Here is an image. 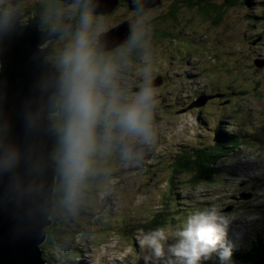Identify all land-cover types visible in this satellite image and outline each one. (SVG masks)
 I'll list each match as a JSON object with an SVG mask.
<instances>
[{"label":"rangeland","instance_id":"374dc122","mask_svg":"<svg viewBox=\"0 0 264 264\" xmlns=\"http://www.w3.org/2000/svg\"><path fill=\"white\" fill-rule=\"evenodd\" d=\"M39 2L48 4V0H29L31 5ZM126 2L131 4V0H119L105 15L109 32L137 19ZM159 2L152 12L151 37L155 19L169 16L173 8L178 24H163L161 30L171 38L163 39L158 52L147 49L154 63V84L162 82L161 89L157 88V145L142 167H125L117 154L101 160L94 176L97 181L88 184L76 212L65 209L58 216L69 237L45 251L51 264H144L137 230L162 210L167 228L175 229L192 212L216 206L231 220L225 241L235 252L231 264L248 263L238 261L236 253L250 249L252 244L247 245L254 239L260 236L264 243V215L263 219L256 217L264 210V0H232L231 6L223 7L222 21L215 28L209 27L214 15L205 19L208 15L201 8L214 6L219 11L223 0L205 4L195 0L191 7L184 0ZM30 14L37 18L33 11ZM53 44L56 51L62 47L58 40ZM138 60L139 66L128 63L121 69L120 84L131 92H136L144 67L141 58ZM210 94L224 100L205 112L177 113L180 107L213 96ZM228 94L235 96L225 99ZM217 128L223 137L238 140V144L226 148L232 153L216 165L222 172L213 183L192 186L184 175L163 171L181 149L192 151L215 144ZM172 175L178 182L173 189L169 188ZM241 183L247 187L244 192L254 188L258 200L224 212L230 204L228 198L241 190ZM70 253L74 257L69 259ZM206 264H219V260L214 257Z\"/></svg>","mask_w":264,"mask_h":264},{"label":"clouds","instance_id":"9594fccd","mask_svg":"<svg viewBox=\"0 0 264 264\" xmlns=\"http://www.w3.org/2000/svg\"><path fill=\"white\" fill-rule=\"evenodd\" d=\"M98 7L97 0H52L38 22L33 18L42 34L38 52L53 40L62 47L25 101V138L51 135L49 158L59 180L60 202L70 213L78 209L102 159L117 154L125 167H142L158 141L159 93L147 54L151 0H131L130 11L137 19L130 23L125 41L111 50L101 39L110 29ZM29 26L24 0H0V44ZM134 50L144 67L139 90L131 92L121 86L120 77ZM44 61L48 63L47 56ZM14 129L7 91L0 85V181L7 179L9 189L21 196L39 194L43 186L32 179L40 170L34 148L29 144L22 150ZM230 222L211 206L187 215L175 229L140 228L136 240L144 264H206L214 257L219 264H231L232 248L225 243Z\"/></svg>","mask_w":264,"mask_h":264},{"label":"water","instance_id":"95a60500","mask_svg":"<svg viewBox=\"0 0 264 264\" xmlns=\"http://www.w3.org/2000/svg\"><path fill=\"white\" fill-rule=\"evenodd\" d=\"M118 1L97 0V12L109 14ZM159 1L151 0V3H160ZM154 4L151 7L154 8ZM38 20L35 18V21ZM29 25L0 44V85L6 88L7 111L14 121L15 135L22 150L29 144L34 148L33 158L39 162L40 170L32 179L37 185L43 186V191L21 196L9 189L7 179L0 181V264H47L42 247L48 240L47 229L54 224L52 215L56 209L54 196L57 177L53 161L49 158L53 149L51 135L41 132L28 140L25 138V101L33 93L36 81L48 71L51 64L44 61L45 56L51 55L50 47L43 53L38 52L42 34L37 30L33 19H29ZM128 36L129 23H125L122 29L113 30L101 39L103 43L106 41L110 44L111 50L123 43ZM160 84L157 82L155 86L159 87ZM213 97H202L184 112L206 105ZM251 197V194H244L240 198L248 200ZM231 209L229 207L225 211L229 212ZM256 264H264V258Z\"/></svg>","mask_w":264,"mask_h":264},{"label":"trees","instance_id":"16d2710c","mask_svg":"<svg viewBox=\"0 0 264 264\" xmlns=\"http://www.w3.org/2000/svg\"><path fill=\"white\" fill-rule=\"evenodd\" d=\"M195 0H184L185 3H187L190 7L192 4H194ZM213 0H198V4L202 3L205 4L207 2H211ZM232 0H223V4L219 7V11L217 10V7L212 8V6L204 7L201 8V12L203 11L204 14L208 15V17L203 16L205 19L209 18L210 13H212V16L214 17L211 19V24L209 27L215 28L217 24H220L222 21V16H223V7L226 6H231L232 5ZM126 4L131 8V5L129 2H126ZM127 6V8H128ZM152 12H156L153 10ZM216 12H215V10ZM130 10V9H128ZM37 14V13H36ZM38 15V14H37ZM202 15V14H201ZM30 17H33V14H29ZM39 17V15H38ZM178 24V13L177 10L173 8L170 12L169 16H163L160 18H156L154 21V26L155 33L151 37V44L148 47L150 50H154L158 52V47H160L163 39H170L171 36L167 34L166 32L161 30V27L163 24ZM254 25V24H253ZM210 30V29H209ZM225 31V29H224ZM262 44V42L258 43V45ZM50 46L53 47V44L50 43ZM209 51H211V48L208 47ZM249 57V56H246ZM138 58H141L140 55L138 54L137 50L132 51L129 56V63L132 65L139 66V60ZM160 88L161 87H156ZM213 95V94H210ZM214 97L208 101V103L202 107L199 108H193L191 111H203L205 112L207 107L210 105H215L219 101H223L224 97H216V95H213ZM235 95H229L225 99H233ZM221 104V103H220ZM213 107V106H212ZM164 109V108H163ZM179 108L175 109L178 111ZM187 109V106L180 107L179 111L177 113L183 114L186 113L184 110ZM176 113V112H175ZM165 114L160 115L159 117H163ZM223 131L220 128H217L215 131V138L216 143L213 144L209 148H198L197 150H192L190 149H184L180 150L173 155L172 159L167 162V167L164 168L163 171H173L174 175H184L187 178V182L191 183L192 186H198L202 183H213L215 181V178L217 177V173H221L222 170H217L216 165H218L221 162V159L227 158L232 151L228 152L226 148L228 145H230L232 148H236L235 144H238V140H234L233 138L228 139L222 136ZM228 136V135H226ZM225 141V142H222ZM101 162V161H100ZM54 164V163H53ZM174 175L171 176L169 179L170 187L169 188H174L175 185H178V182L173 181ZM97 179L95 177L90 178L89 184H93ZM171 190L169 189V192ZM61 192L59 191V180L58 178L56 179V191H55V200H54V205H55V210L52 215V219L54 221V224L52 227L48 228V240L47 242L43 245V250L46 251L50 246L53 245L57 240H61V238L68 239L67 235H69V232L63 230V223L59 221V214L65 210L63 205L61 204ZM84 208V207H83ZM85 212H89L87 210H84ZM164 211L160 212H155L154 215L150 218V220L144 225L145 231H149L151 229H154L156 227H167L168 223L167 220L163 217ZM66 228H68L65 225ZM136 230V229H135ZM77 231V229H76ZM64 241V240H63ZM65 243H69L68 240H65ZM63 248L67 247L64 244H61ZM249 245V244H248ZM247 245V246H248ZM238 256V261L239 259L248 261L247 264H256L260 259L264 258V244L263 241L254 243L250 246V249H242L239 252L236 253ZM74 257L72 253L68 255L67 258L70 259V257ZM235 257V252L232 251V258ZM45 260L47 261V264H51V259H49L47 256L45 257ZM50 261V263H49ZM240 263V262H239Z\"/></svg>","mask_w":264,"mask_h":264},{"label":"flooded vegetation","instance_id":"af4514ba","mask_svg":"<svg viewBox=\"0 0 264 264\" xmlns=\"http://www.w3.org/2000/svg\"><path fill=\"white\" fill-rule=\"evenodd\" d=\"M25 9H26V12L27 11H30V10H32L35 14L37 13L38 15H39V17H41L42 16V14L44 13V11H45V7L47 6V7H49V8H51V4H52V0H48V4H46V5H44V4H42L41 2H39V3H35V4H33V5H31L30 3H29V0H26L25 2ZM131 5V4H130ZM36 14V17L38 18V15ZM27 17L28 18H30L31 19V17L29 16V15H27ZM129 25H130V23H129ZM46 27V26H45ZM52 44H53V41L51 42ZM49 47H50V49H51V55L48 57V61L50 62V63H53L54 62V60H55V56H56V49L54 48V44H53V47L52 46H50V45H48ZM139 89L137 88L136 89V91H138ZM227 96V95H226ZM245 186V184H241V188H242V190H241V193L242 192H244L245 190H247V187H244ZM250 192H252L253 193V199L251 200V202H255L256 201V193L254 192V188H251V191ZM241 193H239L238 195H234L233 197H236V196H239ZM243 201H234V200H232L231 199V206L232 207H235L236 205H238L237 203H242ZM260 237V236H259ZM259 237L258 238H256V239H254L251 243H249V245H251V244H254L255 243V241H257V242H260V241H262V239H259ZM256 242V243H257ZM264 244V243H263Z\"/></svg>","mask_w":264,"mask_h":264},{"label":"bare ground","instance_id":"6f19581e","mask_svg":"<svg viewBox=\"0 0 264 264\" xmlns=\"http://www.w3.org/2000/svg\"><path fill=\"white\" fill-rule=\"evenodd\" d=\"M162 83V82H161ZM232 95V94H231Z\"/></svg>","mask_w":264,"mask_h":264}]
</instances>
